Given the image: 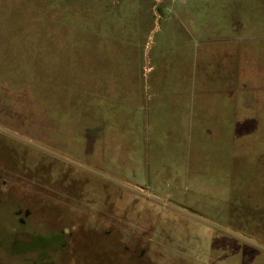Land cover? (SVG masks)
<instances>
[{"label": "rangeland", "instance_id": "rangeland-1", "mask_svg": "<svg viewBox=\"0 0 264 264\" xmlns=\"http://www.w3.org/2000/svg\"><path fill=\"white\" fill-rule=\"evenodd\" d=\"M263 203L264 0H0V264H264Z\"/></svg>", "mask_w": 264, "mask_h": 264}, {"label": "flooded vegetation", "instance_id": "flooded-vegetation-1", "mask_svg": "<svg viewBox=\"0 0 264 264\" xmlns=\"http://www.w3.org/2000/svg\"><path fill=\"white\" fill-rule=\"evenodd\" d=\"M254 209H255V211L258 213V214H260V215H262V216H264V203L262 204V205H255L254 206ZM19 213H21V211H18L16 214H18L19 215ZM28 214H29V211L28 210H25L24 212H23V217L25 218V217H27L28 216ZM19 222L21 223V224H23L24 223V220L23 219H20L19 220ZM54 229H55V227H54ZM53 231V230H52ZM82 231V230H81ZM50 232V231H49ZM93 235V237H94V239H95V237L97 238V236L96 235H94V234H92ZM103 238L106 240V244L110 247V249H112V251H114L115 252V247H116V242L114 241V239L115 238H111L110 237V232L108 231V230H106V231H104L103 232ZM87 237H89V236H87ZM45 238H49V235H47ZM50 240H52V238H49ZM84 240H85V238L84 239H82V241H80L79 242V247H81V248H84L85 246H87V245H89V244H87L86 242H84ZM96 240V239H95ZM89 241H90V243L92 244L91 246H92V248H93V250H97L98 248L95 246L96 245V243L93 241H91L90 240V237H89ZM261 241L263 242V244H264V239H261ZM60 243H58V245H60L61 247H65L66 245H67V242H65V239H64V242H63V240H62V238L60 239V241H59ZM57 245V246H58ZM122 247H123V249L124 250H127L128 249V247H126V246H124L123 244H122ZM84 249H82L81 251H80V253L81 254H83L84 252ZM145 253V248H142L141 250H140V253H139V259L143 256V254ZM80 261L84 264V262H85V264H93V261L91 260L90 262L91 263H89V260H86L85 261V259H83V258H81L80 259Z\"/></svg>", "mask_w": 264, "mask_h": 264}, {"label": "trees", "instance_id": "trees-1", "mask_svg": "<svg viewBox=\"0 0 264 264\" xmlns=\"http://www.w3.org/2000/svg\"><path fill=\"white\" fill-rule=\"evenodd\" d=\"M44 240L46 241V240H47V238H45V237H44L43 241H44Z\"/></svg>", "mask_w": 264, "mask_h": 264}]
</instances>
